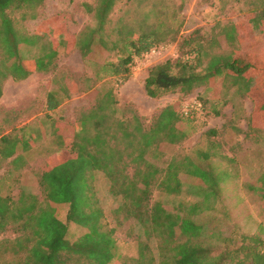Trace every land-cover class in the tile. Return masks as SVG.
Masks as SVG:
<instances>
[{"label":"trees","instance_id":"trees-1","mask_svg":"<svg viewBox=\"0 0 264 264\" xmlns=\"http://www.w3.org/2000/svg\"><path fill=\"white\" fill-rule=\"evenodd\" d=\"M42 1L0 0V95L6 78L22 80L33 72H48L55 66L59 42L44 47L39 56L25 57L21 48L33 45L38 35L20 31L8 15L10 9H31L30 5L36 6ZM116 1L97 0L93 7L97 25L85 26L76 36H70L69 44L76 47L83 58L91 53L95 37L99 45L107 49L105 24ZM258 2L261 9H249L246 23L217 22L207 35L194 30L185 36L180 44L188 49L184 57L167 59L148 69L146 93L151 97L176 90L186 94L195 87L205 86L216 99L222 85L252 100L260 99L258 109L262 110L264 118V59L249 54L243 60L221 48V40L233 47L232 51L241 48L246 36L242 33L247 29L260 38L264 32V0L254 3ZM118 21L114 31L116 38L111 43L112 48L117 49L116 58L99 65L95 80L115 76L125 81L130 76L134 57L177 40L176 28L157 24L151 30L136 34L126 21L121 18ZM47 103L48 110L58 104L52 96ZM194 113L184 115L169 104L145 123L135 112L122 113L112 91L108 90L80 112L77 123H64L45 115V128L38 126L37 134H31L27 140L36 141L49 134L59 149L47 157L36 174L39 195L25 187L15 198L0 191V234L7 230L16 233L13 239L5 238L0 242L10 243L6 249L21 256L16 264H109L121 257L114 236L116 226L106 221L102 200L93 187L94 171L102 172L109 181L107 193L116 202L112 210L116 225L132 219L141 230L136 236L137 255L123 257L121 264H264L262 223L255 233L242 232L227 237L194 219L195 215L214 209L220 183L236 176L234 170H216L212 163L214 157L224 158L218 151L221 143L210 142L207 149L198 151V158L205 166L183 156L171 158L165 167H159L146 157L150 152L153 157H159L160 153L156 152L160 151L162 143L172 145L183 141L186 132L178 123L182 116ZM253 118L250 114V131L257 129ZM20 139L26 138L21 136ZM2 140V156L6 157L14 151V146L8 147L5 143L11 145L14 140L10 141L6 135ZM227 162L232 159L227 158ZM129 166L132 172H128ZM10 172L12 170H6L5 175ZM181 173L194 179L189 188L196 200H176L183 192ZM258 182L260 187L253 183L248 187L264 200V172ZM154 187L167 199L151 201ZM171 202L174 205L168 208ZM62 205H67L66 221L59 218ZM69 222L85 229L73 240L66 237Z\"/></svg>","mask_w":264,"mask_h":264},{"label":"rangeland","instance_id":"rangeland-1","mask_svg":"<svg viewBox=\"0 0 264 264\" xmlns=\"http://www.w3.org/2000/svg\"><path fill=\"white\" fill-rule=\"evenodd\" d=\"M255 1L117 0L105 24L104 39L107 42V49L100 46L95 37L91 53L84 58L76 47L69 44L70 36H76L85 26L97 25L93 9L97 0H43L36 6L30 5L33 7L31 9L8 10V15L20 31L38 35L33 45H23L21 48L25 57L39 56L43 48L50 44L57 45L59 42L60 45L56 47L54 68L37 75L34 73L27 79L9 81L10 83L6 85V93L0 103V136L6 135L10 141L14 140V144L5 143L6 146L13 145L23 150L30 163L25 170H19L26 163L22 155L15 158L11 164L0 161L1 194L15 198L19 190L25 187L39 195L36 174L45 163L48 153L56 148V144L48 134L37 139L34 147L30 149V143L26 144L28 138L26 134H37L38 126L44 129L47 123L45 115L61 119L64 123H77L80 112L90 107L97 96L108 90L112 91L122 113L135 112L143 117L145 123L166 105H173L182 112L186 102L196 100L201 103V109L192 115L182 116L178 123L186 132L183 141L172 145L162 143L160 151L156 152L160 153L159 157H153L150 155L151 152L146 157L159 167H165L171 158L183 156H189L196 163L205 166L206 163L198 158V151L207 149L210 142L221 143L218 151L224 158L214 157L212 163L216 170L222 168L234 170L233 174L236 176L220 183V193L214 209L195 215L194 219L207 229L227 237L242 232L255 233L259 223L264 226V200L260 199L258 192L253 191L248 185L253 183V186L260 187L257 179L264 172V123L261 122L264 118L262 110L258 109L262 101L252 100L222 85L216 99L211 97V91L206 90L205 86L195 87L186 94L176 90L159 97H151L145 90V78L152 65L185 56L188 49L180 46L185 36L194 30H200L207 35L217 22L223 24L245 22L249 9L255 7L261 9L259 8L261 2L254 3ZM31 14H34V17L31 18ZM119 18L132 26L136 34L151 30L157 24L176 28L179 31L177 40L164 43L156 53L146 52L134 57L130 76L125 81L118 80L115 76L95 80L99 65L105 60L116 58L117 49L112 48L111 43L116 38L114 31ZM244 33L246 36L243 37L241 48L232 51L233 47L226 45L222 40L221 48L233 52L243 60H246V55L249 54L264 59V32L258 39L252 30L247 29L242 36ZM11 79L6 78L2 85ZM49 96L58 103L52 110L47 109ZM216 110L218 114H215ZM250 114L254 117L253 122L257 128L253 131L248 129ZM210 129L215 132L211 134ZM21 136L27 138L18 142L17 138ZM0 143L4 144L2 138ZM227 158H231L232 162L228 164ZM7 169H13L10 175H5ZM132 169L131 166L127 168L128 172H132ZM93 176V187L102 200L106 221L109 225L116 226L114 236L117 241V252L121 257L115 258L109 264H121L123 257L137 255L136 236L141 234V230L132 219L116 225L112 212L116 202L107 193L109 181L100 171H94ZM179 178L184 183L183 192L176 200H196L197 197L189 188L194 179L183 173ZM150 198L151 201L167 199L165 194L155 187L151 190ZM173 205L172 202L168 203V208ZM66 210L67 205H62L59 218L63 221H66ZM84 231L85 229L69 222L66 237L73 240ZM15 236L16 233L7 230L0 234V241L5 238L13 239ZM262 236L264 237V233ZM7 246L11 244L0 242V264H16L21 256L14 255L11 250L6 249Z\"/></svg>","mask_w":264,"mask_h":264},{"label":"crops","instance_id":"crops-1","mask_svg":"<svg viewBox=\"0 0 264 264\" xmlns=\"http://www.w3.org/2000/svg\"><path fill=\"white\" fill-rule=\"evenodd\" d=\"M35 73V75H37L38 73H41V72H33V73H31L30 75H28L25 79H27V78H29L32 74H34ZM11 78V77H10ZM14 79H11V80H7L6 82H5V84L4 85H2V87H1V95H0V103H1V101H3V99H4V96H5V93H6V85L7 84H9L10 82L9 81H11V82H14V81H16V80H14ZM23 80V79H22ZM3 136H5V135H1L0 136V139L3 137ZM26 136L28 137V136H30V135H27L26 134ZM25 136V138H27ZM52 138H53V140L55 141V139H54V137L52 136V135H50ZM19 140H21V141H23L22 139H20L19 138ZM21 141H18V142H21ZM28 143H30V149H32V147H34V145H35V143H36V141L34 140H26V144L28 145ZM55 144H56V141H55ZM58 146H57V144H56V148L53 150V151H51L50 153H48L49 155H47V157H49V156H51L52 154H55L57 151H58ZM3 154H2V151H1V143H0V161H5L6 163H8V164H11L12 163V161L15 159V158H17L19 155H22V157L23 158H25L26 159V163H25V165L21 168V169H19V170H25L24 168H27L28 167V165H29V160H28V158L26 157V154L23 152V150H21V149H18L17 147H14V151L10 154V155H8V156H6V157H3L2 156ZM47 157L45 158V159H47ZM8 167V166H7ZM8 170V169H7ZM11 170H13V169H11Z\"/></svg>","mask_w":264,"mask_h":264},{"label":"built area","instance_id":"built-area-1","mask_svg":"<svg viewBox=\"0 0 264 264\" xmlns=\"http://www.w3.org/2000/svg\"><path fill=\"white\" fill-rule=\"evenodd\" d=\"M157 49L158 48H153L149 52L150 53H156V52H158ZM200 109H201V103L199 101L192 100V101H188L184 104V106L182 108V113L184 115H188V114H191L194 112H198Z\"/></svg>","mask_w":264,"mask_h":264}]
</instances>
